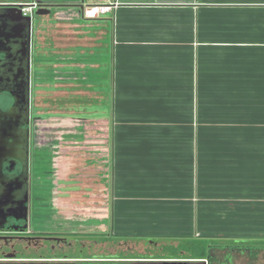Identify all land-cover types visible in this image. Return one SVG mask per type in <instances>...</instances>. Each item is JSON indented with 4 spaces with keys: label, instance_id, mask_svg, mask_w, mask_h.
I'll list each match as a JSON object with an SVG mask.
<instances>
[{
    "label": "crops",
    "instance_id": "obj_1",
    "mask_svg": "<svg viewBox=\"0 0 264 264\" xmlns=\"http://www.w3.org/2000/svg\"><path fill=\"white\" fill-rule=\"evenodd\" d=\"M108 1L117 6L91 22L107 25L103 163L113 219L116 208L148 221L170 209L155 227L256 238L248 232L252 213L264 218V0ZM157 237L139 241L149 252L181 246Z\"/></svg>",
    "mask_w": 264,
    "mask_h": 264
},
{
    "label": "flooded vegetation",
    "instance_id": "obj_2",
    "mask_svg": "<svg viewBox=\"0 0 264 264\" xmlns=\"http://www.w3.org/2000/svg\"><path fill=\"white\" fill-rule=\"evenodd\" d=\"M47 1L26 3L36 9L47 7ZM9 3L1 2L0 12L14 14L3 5ZM11 24L0 23V264H210L181 249L149 253L141 241L114 234L107 186L93 193L98 199L89 209L97 213L58 217L52 200L56 170L50 147L55 144L35 137V24L33 20L30 33L23 24ZM105 219H110L107 224Z\"/></svg>",
    "mask_w": 264,
    "mask_h": 264
},
{
    "label": "rangeland",
    "instance_id": "obj_3",
    "mask_svg": "<svg viewBox=\"0 0 264 264\" xmlns=\"http://www.w3.org/2000/svg\"><path fill=\"white\" fill-rule=\"evenodd\" d=\"M93 1H84L88 13ZM66 9L60 8L61 11L54 14H40L34 19L37 44L34 67L38 72L37 79L32 83L33 114L36 139H46L47 144H55L50 147L53 169L56 170L52 200L60 213L58 217L78 218L81 215H74L77 211H83L86 215L98 212L89 209L96 206L95 200L98 199L93 193L107 184V177H102L107 172L106 163L103 164L107 144L103 138L107 139L108 136L111 99L107 92L108 81L102 79L108 75V71H103L109 64L108 40L106 23H92L91 19L79 22L76 14ZM118 133L121 131L116 130ZM80 137L83 139H76ZM100 202L104 203V200L100 198ZM119 212L128 216L121 217ZM153 212H157L155 215L159 217H163L164 213L170 217L172 214L170 209ZM241 212L245 213L246 210ZM137 213L139 211L124 212L122 208H116V217L110 221L112 232L126 235L131 240L143 239L149 242H156L160 240L157 236L163 235L165 241L181 239L180 245L199 238L193 233L195 225L190 228L171 225L155 227L160 221L159 217L155 216L148 221L147 217L140 218L141 212L139 215ZM227 214H230V210ZM252 214L255 219L254 229L248 233L264 238V218L261 217L262 223L258 224L256 214ZM109 220L105 219L106 224ZM233 233L237 231L228 230V234ZM137 250L142 248L138 247ZM234 264H246V260L239 255L234 258Z\"/></svg>",
    "mask_w": 264,
    "mask_h": 264
},
{
    "label": "trees",
    "instance_id": "obj_4",
    "mask_svg": "<svg viewBox=\"0 0 264 264\" xmlns=\"http://www.w3.org/2000/svg\"><path fill=\"white\" fill-rule=\"evenodd\" d=\"M29 0H0L1 2H28ZM85 19L84 17H82ZM102 22L101 17L94 18ZM185 242V241H184ZM187 242V241H186ZM177 250H186L198 258H208L210 264H234V258L243 256L246 264H264V238L194 239ZM170 249V248H169ZM170 249L171 252L177 251Z\"/></svg>",
    "mask_w": 264,
    "mask_h": 264
},
{
    "label": "water",
    "instance_id": "obj_5",
    "mask_svg": "<svg viewBox=\"0 0 264 264\" xmlns=\"http://www.w3.org/2000/svg\"><path fill=\"white\" fill-rule=\"evenodd\" d=\"M35 3L38 2V0H34ZM83 2L84 0H72L71 2H68V3H63V4H60V5H54L52 3H61L60 0H48L47 1V7L45 6H38L35 10H34V16H23L22 13H21V8L24 6V5H28L26 2H11L9 4H3V5H7L9 6L8 9H6V11L8 10H12L14 12V14H10L8 12H3L1 11L0 12V23L3 24H6L7 22H10V21H13L14 24H11L12 26H20V24L22 25H25V28L26 30L30 33V29H31V26H32V21L34 19H36V16L37 15H40V14H44V13H47V14H54V13H58L60 12V8H68L66 9L68 12L70 13H76V15L78 16L79 20H82L81 19V16H82V13H83ZM5 10V9H3ZM64 10V9H63ZM18 23V24H17ZM28 48H29V40L27 42V48H26V51H28ZM36 57H34V62L36 61ZM29 64V62H28ZM25 66V72L27 74V71H28V68L29 66ZM21 71H23L21 69ZM105 72H107L108 70H103ZM37 69H35L34 71V79H37ZM27 77V76H26ZM107 79V76L104 77V79L102 80H106ZM27 84H29V82H27Z\"/></svg>",
    "mask_w": 264,
    "mask_h": 264
},
{
    "label": "built area",
    "instance_id": "obj_6",
    "mask_svg": "<svg viewBox=\"0 0 264 264\" xmlns=\"http://www.w3.org/2000/svg\"><path fill=\"white\" fill-rule=\"evenodd\" d=\"M91 6L92 8H90V11L88 13L86 11L87 10L86 5L83 3L82 17H84L85 19L98 18L101 15L112 11L117 6V3L108 0H94ZM92 9H94V12ZM34 10H35V5H24L21 8V13L22 15H30L33 14Z\"/></svg>",
    "mask_w": 264,
    "mask_h": 264
}]
</instances>
